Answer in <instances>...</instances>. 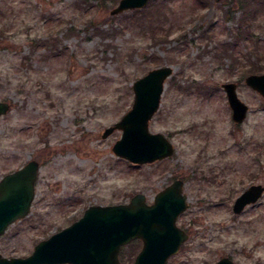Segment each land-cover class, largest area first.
<instances>
[{
    "label": "rangeland",
    "instance_id": "374dc122",
    "mask_svg": "<svg viewBox=\"0 0 264 264\" xmlns=\"http://www.w3.org/2000/svg\"><path fill=\"white\" fill-rule=\"evenodd\" d=\"M119 1L0 0V100L11 105L0 117V179L29 160L40 163L31 212L10 224L0 253L27 257L88 206L126 203L136 193L151 203L181 179L189 206L176 224L190 237L168 264L225 256L264 264V194L241 214L232 210L251 184L264 185V97L245 83L243 58L257 48L264 64V12L249 38L236 35L240 0H151L112 14ZM162 3L166 14L153 22ZM235 39H242L237 64L218 56ZM162 66L173 74L149 130L165 135L175 153L134 165L113 151L122 130L107 138L103 131L132 109L134 82ZM228 82L249 105L240 124L222 87Z\"/></svg>",
    "mask_w": 264,
    "mask_h": 264
},
{
    "label": "water",
    "instance_id": "95a60500",
    "mask_svg": "<svg viewBox=\"0 0 264 264\" xmlns=\"http://www.w3.org/2000/svg\"><path fill=\"white\" fill-rule=\"evenodd\" d=\"M150 1L120 0L111 13L117 15L143 9ZM171 74L173 67L162 66L134 82L132 109L103 131L102 137L107 138L116 130H122L121 138L113 146L118 157L141 165L164 160L175 153L173 143L165 135L149 130L150 120L160 107L165 82ZM245 83L264 97V73L248 75ZM222 87L233 121L243 123L249 105L237 94V84L228 82ZM9 104L0 100V117L10 111ZM39 166L40 163L33 159L0 179V238L10 224L30 214ZM263 194L262 184L249 186L235 199L232 210L241 214ZM188 206L181 179L157 192L153 203L147 202L145 194L136 193L126 203L94 204L88 206L80 219L40 241L29 256L8 258L0 253V264H124L119 258L122 248L137 239L142 241V248L132 264H167L189 239V234L176 224ZM215 264L235 263L225 256Z\"/></svg>",
    "mask_w": 264,
    "mask_h": 264
},
{
    "label": "trees",
    "instance_id": "16d2710c",
    "mask_svg": "<svg viewBox=\"0 0 264 264\" xmlns=\"http://www.w3.org/2000/svg\"><path fill=\"white\" fill-rule=\"evenodd\" d=\"M171 2L172 0H165V2H167L166 4H168V2ZM201 1V3L204 6H207L209 3V0H199ZM163 2V1H162ZM240 2L239 5V10L242 11V17L243 19L239 22V32L236 33L237 36H239L240 33L252 37L254 36V25L256 24V21L258 19H260L261 14L264 12V0H240L238 1V3ZM166 5L165 4H161L158 6V8L156 9V13L158 16H153L151 20H153V22H157L160 23V20L163 19V17H161L163 14H166ZM144 10L141 11H136L137 14L140 12H143ZM158 20V21H157ZM156 23V24H157ZM158 25V24H157ZM101 25H96L94 22H90V24L87 27H92L96 30V33H108L106 30L101 29L100 28ZM113 34L115 32H112ZM153 34V38H157L159 37V33H152ZM233 34V33H232ZM163 36V37H162ZM169 34H165V35H161V38L164 39H168ZM159 37V38H160ZM212 39H214V36L212 35ZM242 39H235L233 42V44L229 43L228 41H226L227 43H225L224 46V50L218 54V56L221 58L223 56V54H225L226 56H229L230 58H232L233 60H236L237 64V58L234 57L233 51H234V46L239 43ZM257 49V48H256ZM250 50L247 53H244V60H245V69H244V74H253V73H263L264 72V64H261L262 61H259L262 56L259 54L258 50ZM253 56H256L257 61L253 60ZM140 246H142L141 241L136 240L133 241L132 243H130L129 245L125 246L120 254V259L124 264H132L137 253L140 250Z\"/></svg>",
    "mask_w": 264,
    "mask_h": 264
},
{
    "label": "flooded vegetation",
    "instance_id": "af4514ba",
    "mask_svg": "<svg viewBox=\"0 0 264 264\" xmlns=\"http://www.w3.org/2000/svg\"><path fill=\"white\" fill-rule=\"evenodd\" d=\"M258 184H260V183H258ZM251 185H252V184H251ZM251 185H250V186H251ZM256 203H257V202H256ZM254 204H255V203H254ZM250 205H252V204H250ZM250 205H247V206H250ZM247 206H246V207H247ZM246 207H245V209H246ZM243 210H244V209H243Z\"/></svg>",
    "mask_w": 264,
    "mask_h": 264
}]
</instances>
